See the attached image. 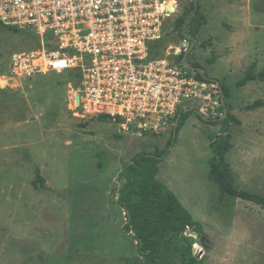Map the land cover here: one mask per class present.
I'll use <instances>...</instances> for the list:
<instances>
[{"label": "rangeland", "instance_id": "1", "mask_svg": "<svg viewBox=\"0 0 264 264\" xmlns=\"http://www.w3.org/2000/svg\"><path fill=\"white\" fill-rule=\"evenodd\" d=\"M197 2L198 43L187 61L226 85L241 123H209L193 110L158 178L203 223L207 239L188 231L203 264H264V208L209 177L210 144L230 128L234 188L264 196V106L247 109L264 100V81L240 84L253 65L264 69V0ZM180 41L172 34L165 48ZM39 49L33 31L0 22V264H129L138 252L118 201L121 172L141 150H164L174 127L121 133L118 123L75 108L69 71L20 76L12 69L14 54ZM38 167L55 191L34 188ZM168 248L169 264H179L180 253Z\"/></svg>", "mask_w": 264, "mask_h": 264}, {"label": "built area", "instance_id": "2", "mask_svg": "<svg viewBox=\"0 0 264 264\" xmlns=\"http://www.w3.org/2000/svg\"><path fill=\"white\" fill-rule=\"evenodd\" d=\"M189 1L0 0V21L33 31L42 45L14 54L18 75L78 70L75 108L107 115L125 130L159 133L183 109L207 119L224 114L220 82L199 77L187 61L193 40L186 28L177 32L179 44L163 43Z\"/></svg>", "mask_w": 264, "mask_h": 264}, {"label": "trees", "instance_id": "3", "mask_svg": "<svg viewBox=\"0 0 264 264\" xmlns=\"http://www.w3.org/2000/svg\"><path fill=\"white\" fill-rule=\"evenodd\" d=\"M198 12L199 5L197 0L185 5L183 15L178 19L176 28L172 33L164 38L163 43L172 34H182L185 31L190 34L192 40L198 37ZM1 22V21H0ZM2 23V22H1ZM13 27V26H10ZM14 29H18L13 27ZM194 66H200L199 63H193ZM4 65L1 70L4 71ZM256 64L252 69L240 79V84L245 85L250 81H264V69L255 72ZM70 80L75 87L79 86L80 73L78 70H71ZM206 74L207 70H206ZM197 75L201 78L203 76L198 71ZM221 87L225 94V106L221 108L224 111L227 108V117L222 121L217 116L209 118V123L222 122L230 126L234 121L241 123L232 110L234 105L227 101L228 90L226 85L220 81ZM264 106V100H257L256 102L247 106V109L254 110ZM193 110L183 109L178 114V125L174 126V131L177 134L182 129L187 117ZM100 119L110 121L109 117L104 115L99 116ZM233 131L227 128L225 133L218 134L211 142L210 148L213 156L210 158L211 170L209 177L213 180L223 192H229L235 196H242L247 200L254 201L264 208V196L260 194H251L239 192L234 188L236 176L231 169L230 163L226 160L228 152L234 147L232 142ZM176 140L174 133H172L170 143L164 150H156L155 152H148L145 149L138 152L121 172L126 181L119 188L118 201L120 205L127 212V222L124 225L126 232H133V236L137 241L138 256L129 259V264H143L142 259H149L147 264H169L167 254L168 246L173 244L177 252L181 255L179 264H203L202 258H198L194 254V243L196 237L189 235L190 229L204 239L208 238L204 230V225L201 221L196 220L191 211L182 203L178 195L165 183L160 181L158 174L160 172V163L169 153L173 141ZM104 167L103 164H100ZM36 190H53L44 176L42 169L37 168L35 177L32 181ZM62 192L58 191V194Z\"/></svg>", "mask_w": 264, "mask_h": 264}, {"label": "water", "instance_id": "4", "mask_svg": "<svg viewBox=\"0 0 264 264\" xmlns=\"http://www.w3.org/2000/svg\"><path fill=\"white\" fill-rule=\"evenodd\" d=\"M197 43H198V39H195L194 38L193 39V43H192L190 49L186 53V56L189 55L192 52V50L195 48V46L197 45ZM190 67L192 69H194V70L199 71L203 75V77L208 78V79H212V78H209V76L206 74V69L204 67H202V66H191V65H190ZM213 80H216V81L219 82V80H217V79H213ZM222 97H223V104L225 106L226 101H225V94H224V92L222 93ZM77 101H78V103H80V96H77ZM227 111L228 110L226 108L225 109V114L223 116L219 117L218 118V121H222L225 117H227ZM197 113L200 114V115H202L200 111H197ZM205 119L207 120V118H205ZM178 122H179V119H177V121L175 123V126L178 125ZM125 132H126L125 129L124 128H121V133H125ZM127 133H128V131H127ZM174 136L175 137L177 136V131L176 130L174 131ZM189 232H192L194 234L193 230H191V229L189 230Z\"/></svg>", "mask_w": 264, "mask_h": 264}]
</instances>
